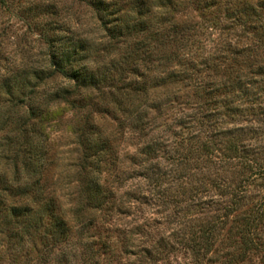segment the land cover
Returning <instances> with one entry per match:
<instances>
[{
  "label": "trees",
  "instance_id": "1",
  "mask_svg": "<svg viewBox=\"0 0 264 264\" xmlns=\"http://www.w3.org/2000/svg\"><path fill=\"white\" fill-rule=\"evenodd\" d=\"M78 1L86 2L97 13L100 25L108 33L110 41L118 40L123 42L124 46H129L128 48L131 50L126 54L127 63H129V58L136 53L140 54L142 59L146 58V61L150 62L144 64L141 69L131 68L144 83L141 85V81L134 82V85L126 87L128 78L124 76L125 72L119 74L118 71L116 76L112 73L114 69H116L115 71L119 70L115 64L101 73L93 74L89 70V60L82 56L81 48L71 49L73 38L66 35L70 27L65 28L66 26L64 27L63 24L53 22V20L47 21L45 23L47 28L42 32V39L48 48L45 68L44 66L33 68L20 74H24L22 79H25L23 82L29 92H19L16 82L14 83L11 79H6L3 83V86L7 87L6 93L10 96L3 103L10 107L8 110L4 106H0L1 129L12 127L15 123L17 134L14 135L15 138H4L7 143L2 146L1 151H7L4 154V159L7 160L14 148L13 142L16 141L19 144V150L14 153L13 158H10L15 166L13 177L11 180L3 179L4 184L0 188V224L4 218L7 219L11 232L9 236L12 238L21 237L24 239V234H20L21 229L23 233L29 229L28 234L31 235L41 231L44 235L51 234L54 245L48 249V257L53 256V252L62 245L65 246L60 251V258L66 259L71 255L70 250L77 247L71 241V236L74 233L73 228L79 227L78 234L82 241L89 237V230L96 221L95 214L109 210V207L113 208L114 205L110 203L113 201L111 199L119 194L118 190L124 186L127 178H120L121 185L119 184L114 190L101 182L100 173L103 170L101 167L116 165V159L113 156L107 158L110 151L107 145L108 141L106 138L98 137L99 133H97V137L94 136L97 129L94 130L92 116H88L83 121V125L78 127L81 137L80 144L83 146L78 166L83 176L75 224L70 225L66 216L58 215L52 198L46 196V193L50 194L52 191L46 192L47 188L41 178L37 179L44 166L47 152L44 148L46 145H42V143H46L49 139L45 125L48 123L54 127L55 125L50 122L57 120L58 115H63V109L74 111L80 115L83 110L92 107L93 103L90 101L86 104L82 95L89 90L100 89L104 83L108 84L115 92L113 101L117 104L111 111L127 112L128 104L133 105L130 106L129 116L126 119L130 118V121L133 122L132 127H135L138 133L145 135L147 134L146 129L152 124V121L149 123L146 118L147 106H150L147 96L149 93L147 78L151 72L156 71L158 75L153 78L156 81V87L165 86L169 83L168 81L170 83L178 81L181 84L180 87L189 89V92L193 91L190 96L173 91L174 93L167 94L165 100L164 98H161L160 101L156 99L159 116L156 118L158 127L162 126L167 131V128L171 129L170 125L176 124L175 128L171 129V138L159 141L156 134V152H160L162 147L166 146L165 160L181 162L186 157L188 158L191 152L189 149V153L184 155L179 150L178 146L186 140L191 144L192 151L196 150L200 156L204 155L210 159L223 152V163L236 159L241 165L240 173H244L243 177L241 176V181L244 182L239 185H234L233 182L227 180L216 185L219 197L211 194L210 190L206 188L207 196H199L196 195L198 192H194L188 201L183 202L178 199L167 200L169 197L167 188H164V178L168 173L162 174L161 170L156 168V202L163 199L167 203L175 205V210L163 215V218L169 219V222H172L171 218H173L178 224L182 223L183 214L181 211L183 208L181 209V207L183 206L193 210L196 206H201V209L207 208L213 212L212 218L208 219L197 233L193 232V237L184 244L185 249L190 251L193 264H246L248 259L252 258L251 254L256 253L264 262V2L258 6L249 4L241 9L233 7L228 12V18L236 26L237 24L242 26L245 29V34L259 35L258 44L255 46L256 55L254 54V56L256 59L248 61L247 70H245L243 60H240L241 50L238 49L229 50L224 47L222 53L213 54L215 57L211 56L201 61L189 56L190 54L179 55L174 50L171 51L174 45L176 51L182 49V46L178 47V43L182 44L184 39L191 38L189 35L195 27L189 21H177L163 17L157 23L162 25L153 31L154 27L150 25L149 14L155 8L154 1L156 0H127L130 4L136 5V11L133 12L136 13L137 18L124 26L119 23L122 20L121 13H125L126 10L119 0ZM163 1V6L166 8L175 5L173 0ZM202 1H205L204 4L208 3L207 0ZM208 1L210 5L214 4L212 0ZM48 10L53 16L55 6L50 4ZM48 31H53V34ZM154 35L156 38H153ZM153 40H155L156 49L153 46ZM154 50H156V55H154ZM248 50L251 51V48ZM252 51L254 52V50ZM110 52L112 53V50H109L108 53L111 54ZM227 52L229 55L232 54L233 64L227 62L229 57H223V54ZM219 56L223 58L220 60ZM176 67L178 69H175ZM117 76L120 78L117 80L118 82H115ZM55 77H62L72 84L68 87L60 86L54 90L50 86L49 80ZM134 91L145 94L144 100H139L138 104L134 103L135 98L131 93ZM193 96H196L198 100L194 101ZM164 105L169 109L168 112L177 111L174 113L176 115L170 125L167 121L168 117L163 116ZM22 106L26 108L24 112L21 111ZM150 108L152 107L150 106ZM246 114H250L251 117L246 122L237 123L236 120ZM231 119L233 120L231 121ZM124 124L125 122H122L121 126ZM235 134H239L241 138L237 140L230 138ZM100 139L102 146H99L97 142ZM170 141L175 143L171 151L167 149V143ZM223 142L228 144L226 150L222 148ZM7 145L8 149L6 150ZM146 149L149 153L155 150L151 143L146 145ZM20 155L23 157L21 166L18 163ZM160 159L162 160V158H158V160ZM147 164L148 166L140 165V168L148 171L151 167L149 163ZM135 171L136 169H134ZM169 176L171 177V175ZM250 187L252 190L255 189L257 194L256 201L252 200L255 206L252 205L249 209V203L245 202L244 198L247 194L246 189ZM15 198L17 200L14 201ZM45 212H47V216ZM36 215L37 219L34 220ZM47 217L48 221L46 222ZM102 217H107V213H104ZM50 220L51 222H49ZM156 221L161 224L160 219H156ZM226 223L230 225L228 234L229 237L232 236L233 240L230 241L226 249H215V238L220 229H225ZM156 229L155 245L152 248L147 245L142 246L136 254L139 262H135V264L157 263L169 257L170 251L174 248L170 239L181 236L180 228L169 234L167 230ZM4 233L5 230L0 229V235ZM234 236L237 238L234 239ZM81 244L85 246V243L81 242ZM102 247L104 249L100 248L99 251L89 256L88 262L109 264L101 260V256L107 253H112L117 257V250L110 244L103 243ZM87 250L93 251V247L87 248ZM107 260L111 259L108 257Z\"/></svg>",
  "mask_w": 264,
  "mask_h": 264
},
{
  "label": "rangeland",
  "instance_id": "2",
  "mask_svg": "<svg viewBox=\"0 0 264 264\" xmlns=\"http://www.w3.org/2000/svg\"><path fill=\"white\" fill-rule=\"evenodd\" d=\"M119 1L126 10L125 13H121L122 20L119 23L124 26L137 18L136 13L133 12L136 11V5L130 4L127 0ZM201 1L173 0L175 5L168 6V8L163 6V0L154 1L155 8L149 14L150 25L154 27L152 30L156 31V27L162 25L157 23L163 17L177 21H189L195 27L189 35L191 38L184 39L182 44L178 43V47L182 46V49L176 51L174 45L171 51L174 50L179 55L190 54L189 56L201 61L204 58L215 57L213 54L222 53L224 47L229 48V50L238 49L241 50L240 60H243V68L247 70V62L256 59L254 54L259 35L245 34V29L242 26L238 24L236 26L228 18V12L233 7L241 9L249 4L258 6L264 0H212L213 5H210L208 0L206 4H204L205 1ZM50 4L55 6L53 16L48 10ZM49 20L59 22L64 27L66 26L65 28L70 27L66 35L73 38L71 49L74 47V49L81 48L82 56L89 60V70L93 74L101 73L115 64L119 70L115 71L116 69H114L112 73L116 76L118 71L119 74L124 71V76L128 78L126 87L134 85V82L141 81L131 68L141 69L144 64L150 62L146 61V58L142 59L141 55L136 53L129 58L130 60L128 59L129 63H127L126 54L127 51L131 50L128 48L129 46H124L123 42L118 40L110 41L108 33L100 25L97 13L86 2L78 0H0V106L2 105L8 110L10 107L3 103L7 98H10L6 93L7 87L3 86L4 80L11 79L14 83L16 82L19 92H29V89L25 87V82H23L25 79H22L24 74H20L33 68L43 66L45 68L48 48L42 39V32L47 28L45 23ZM48 32L53 34V31ZM153 38H156V36L154 35ZM153 42L155 48V40ZM249 48H251V51L248 50ZM109 50H112L111 54L108 53ZM154 52V55H156V50ZM223 57H229L227 62L233 64L232 54L229 55L227 52L223 54ZM223 57L219 56V59L221 60ZM175 69H178V67ZM157 75L156 71H153L147 78V86L149 87L148 105L152 108L147 106L146 118L149 123L152 121V124L146 129L147 134L145 135L138 133L135 127H132L133 122L130 121V118L126 119L129 116V108L133 105L128 104L127 112H112L117 104L113 101L115 92L108 84L104 83L100 87L101 90L95 89L83 93L84 102L87 104L91 101L93 103L92 107L83 110L80 115L74 111L63 109L64 114L58 115L57 120L50 122L55 125L54 127L48 125V123L45 125L49 139L46 143H42V145H46L44 148L47 152L41 174L39 173L40 177L37 176V179L41 178L42 183L47 188L46 192L52 191L50 194L46 193V196L52 198L56 206V212L60 216L62 214L66 216L70 225L75 224V214L79 206V192L83 176L78 166L83 153L78 127L83 125V121L88 116H92L94 130L97 129L94 136L97 137V133H99L98 137L101 136V138H106L108 141L107 145L110 151L107 158L113 156L116 159V165H105V167L103 165L101 167L103 169L100 173L101 182L114 190L119 184L121 185L122 180L120 178H127L128 180L126 179L124 186L118 190L119 194L111 199L113 201L110 203L114 205L113 208L109 207V210L95 214L96 221L89 230V237L84 238L82 241L78 234L79 227L73 228L74 233L71 236V241L77 247L70 250L71 255L66 259H61L59 255L65 245L56 249L53 256L48 257L47 251L54 245L51 234L44 235L41 231L38 234L31 235L28 234L29 229L25 233L21 229L20 234H24V239H21V237L12 238L9 236L11 233L9 230L10 224L4 218L0 224V229L5 230V233L0 235V264H91L88 262L89 256L99 251L100 248L104 249L102 247L103 243H108L117 250V257L113 256L112 253L101 256L103 262L109 264H135V262H139L136 254L142 246L147 245L152 248L155 245L156 228L167 230L168 234L174 233V230L180 228L181 236L170 239V243L174 245V248L170 251L169 257L151 264H193L190 251L185 249L184 244L193 237V232L197 233L214 214L207 208L201 209V206H196L194 210L183 206L181 207V209L183 208L181 211V214H183L182 223L178 224L173 218H171L172 222H169V219H164L163 215L174 211L175 205L167 203L163 199L156 202V168H159L162 174L164 172L168 173L164 178V188H167L169 197L167 200L174 201L178 199L183 200V202L188 201L191 195H194V192H198L196 195L199 196H207L206 188L210 190L211 194L219 197V190L215 187L216 185L224 180L239 185L244 182L241 181L244 173H240L241 165L236 159L230 160L231 162L227 161L229 164H226L227 162L223 163V152L222 154L216 153L217 155L212 156L210 159L204 155L200 156L196 150L192 151L191 144L186 140L181 145H177L184 155L189 153V149L191 151L188 158L186 157L181 162L175 163L165 160L166 146L162 147L160 152H156V134L159 141L171 138V129H174L176 124H170L173 123V117L176 115L174 113L177 112H168L169 109L165 108L166 105H164L163 116L166 115L169 118H167V121L172 127L171 129L167 128V131L162 126L158 127L159 124L156 123V118L159 116L158 109H156V99L160 101L161 98H164L165 100L167 94L177 91L184 96L193 94V91L189 92V89L186 90L184 87H180L181 84L178 81L172 83L168 81L167 85L156 87V81L153 78H156ZM161 75L163 76V74ZM119 78L120 76H117L115 82H118ZM142 83L144 82L141 81V85ZM49 84L55 90L60 86H71L72 83L67 82L62 77H55L49 80ZM124 90L127 89L124 88ZM131 93L135 98V104L145 98V94L143 95L139 91ZM193 99L194 101L198 100L196 96H193ZM21 109L24 112L26 108L22 106ZM250 117V114H246L240 116L236 121L237 123L240 121L246 122ZM122 122H125L124 126H121ZM16 134L15 123L12 127H6V129H1L0 125V188L4 184L3 179H12L15 166L10 158H13L14 153L19 150V144L16 141L13 142L14 148H11L12 153L8 155L10 158L4 159V154L7 152L1 151L2 146L7 143L4 138H15L14 135ZM230 138L237 140L241 137L239 134H235ZM97 142L99 146H102L101 139ZM148 143H151L155 148L151 153L146 149ZM174 144L171 141L167 143V149L171 151ZM221 145L223 150L228 148V144L225 142ZM5 149H8V145ZM158 158H162V160H158ZM22 159L23 157L20 155L18 162L20 166L23 165ZM147 163L151 167L148 171L140 168V165L146 164L148 166ZM134 169H136L135 172ZM246 190L247 194L244 201L249 203V207H247L250 209L252 205L255 206L257 191L252 190L251 187ZM220 198L228 199L226 197ZM13 200L15 201L17 198ZM182 204L184 205V203ZM189 211L191 212L189 213ZM104 213H107V217H102ZM45 214L47 216V212ZM37 215L39 216V214ZM37 215L34 216V220L37 219ZM156 219H160L161 224ZM47 221L48 217L46 218ZM229 227V223H226L225 229L218 231L215 238V249H226L230 241L233 240L232 236L229 237L228 234ZM49 232H51L50 229ZM235 238L237 237L234 236ZM81 242L85 243V246ZM90 247H93V251L87 250ZM54 256L57 257L54 258ZM251 256L252 258L248 259L246 264H264L259 254H251ZM108 257L111 259L110 261H106Z\"/></svg>",
  "mask_w": 264,
  "mask_h": 264
}]
</instances>
